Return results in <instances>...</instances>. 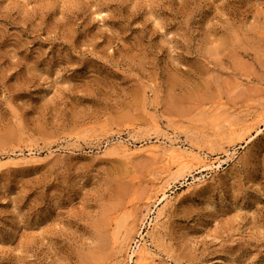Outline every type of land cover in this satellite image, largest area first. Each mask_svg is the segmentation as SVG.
<instances>
[{"label": "rangeland", "instance_id": "374dc122", "mask_svg": "<svg viewBox=\"0 0 264 264\" xmlns=\"http://www.w3.org/2000/svg\"><path fill=\"white\" fill-rule=\"evenodd\" d=\"M166 137L221 166L145 152ZM143 240L264 264V0H0V264H136Z\"/></svg>", "mask_w": 264, "mask_h": 264}, {"label": "bare ground", "instance_id": "6f19581e", "mask_svg": "<svg viewBox=\"0 0 264 264\" xmlns=\"http://www.w3.org/2000/svg\"><path fill=\"white\" fill-rule=\"evenodd\" d=\"M166 138L170 141V145H163L162 146V145H160L158 143L157 144L154 143V141H153V144L149 145L148 148L145 149V152H148L149 154L161 153L164 160L169 161V162L173 161L172 162L173 164L176 163L178 165L187 164L190 160L196 159L201 164V167H203L204 169H212L216 163H218L217 167L221 166V162H220V160L218 158H216L214 161H211L209 159V156L202 155L199 152H195L194 153L193 149L186 150V149H183V148L176 147L173 144L174 139H172L170 137H166ZM160 139H161L160 137H156V141L159 142ZM148 144H150V143H148ZM148 144L144 143V145H148ZM119 146L123 147L124 151H128V149H129V148L128 149L126 148L127 146L125 144L123 145V142L120 143ZM119 149H120V147H119ZM143 149H144V147H143ZM129 150H131V149H129ZM120 151H123V149L120 150ZM13 159L14 158H12V160ZM167 176L168 175L166 174L164 178L160 177L161 178L160 179V183L161 184L157 185L158 187H156L155 189L157 191L161 192V194H162V199H160V203L161 202H166V205H169V204L171 205L173 200L170 199V196L167 195V192L172 189V187H171L172 181H170L167 178ZM194 179H195V177H194ZM201 182H203V181H201ZM164 210H161V211L157 212L158 214L154 217V219H152V221L150 223L151 229H152L151 231H154L157 228L158 220L164 217ZM132 257L136 258L135 259V263L136 264H149L151 262H155L156 261V258L158 257V254L153 252V250H151L149 248L146 240H143L141 242H138V241L136 242V244L134 246V249L132 250V253L130 255V258H132Z\"/></svg>", "mask_w": 264, "mask_h": 264}]
</instances>
